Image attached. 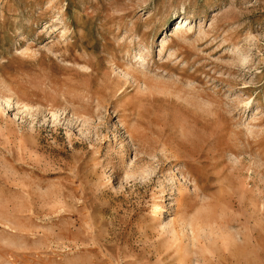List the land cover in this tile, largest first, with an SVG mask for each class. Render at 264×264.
Returning a JSON list of instances; mask_svg holds the SVG:
<instances>
[{
	"label": "rangeland",
	"instance_id": "374dc122",
	"mask_svg": "<svg viewBox=\"0 0 264 264\" xmlns=\"http://www.w3.org/2000/svg\"><path fill=\"white\" fill-rule=\"evenodd\" d=\"M185 262L264 264V0H0V264Z\"/></svg>",
	"mask_w": 264,
	"mask_h": 264
},
{
	"label": "bare ground",
	"instance_id": "6f19581e",
	"mask_svg": "<svg viewBox=\"0 0 264 264\" xmlns=\"http://www.w3.org/2000/svg\"><path fill=\"white\" fill-rule=\"evenodd\" d=\"M188 20L186 19L185 21H181L180 23H178L177 24V26L175 27V29L173 30V35L174 36H176V35H178L184 28H187V26H188ZM186 30V29H185ZM163 43L165 42V41H162ZM165 44V43H164ZM166 45V44H165ZM140 59H141V56H140ZM76 60V62L77 63H79L80 61L76 58L75 59ZM89 60H86L85 62H86V65H88V67H86V68H89L90 66H89V62H88ZM75 65V64H74ZM85 68V67H84ZM127 70V69H126ZM135 70V69H134ZM134 70H132L133 72H135ZM141 71V70H140ZM124 73V72H123ZM123 73H121V74H123ZM136 77H137V79H139V77H142V78H144L145 76L143 75V74H138V71L136 72ZM129 75V74H128ZM132 76V75H131ZM124 77V76H123ZM134 78H135V76H133ZM123 93H124V91L122 92L121 91V93H120V95H123ZM112 94H114L113 92H112ZM191 177L193 178V181H195L196 183L198 182L197 181V179L195 178V176H193V174L191 175ZM195 220V219H194ZM196 221V220H195ZM193 222H191L190 223V226L191 227H193ZM189 263V262H188ZM180 264H183V263H180ZM184 264H186V262L184 263Z\"/></svg>",
	"mask_w": 264,
	"mask_h": 264
}]
</instances>
